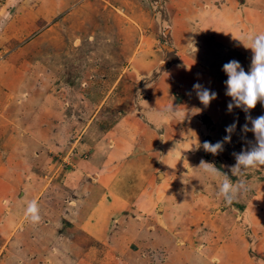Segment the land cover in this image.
Segmentation results:
<instances>
[{"label": "rangeland", "instance_id": "374dc122", "mask_svg": "<svg viewBox=\"0 0 264 264\" xmlns=\"http://www.w3.org/2000/svg\"><path fill=\"white\" fill-rule=\"evenodd\" d=\"M183 2L0 0V264H264V167L232 175L234 154L255 137L242 131L251 128L243 110L228 111L222 71L230 60L250 70L253 53L244 44L264 33V0H190L199 10L180 14ZM226 10L227 21L218 16ZM140 34L149 62L147 53L133 56ZM159 64L171 69L162 80ZM196 83L217 93L206 108ZM159 84L174 98L172 118L161 103L153 106ZM81 91L93 94L91 104L106 99L105 119L91 133L124 135L103 144L89 136L105 155L97 167L114 163L112 176L92 174L86 159L94 149L76 156L71 143L80 134L57 126L47 133L62 115L79 133L93 108L78 104ZM261 115L258 103L251 117ZM233 123L231 142L217 155L198 147L222 140ZM153 124L165 138L142 137L155 134ZM201 161L244 182L231 204L217 195L223 178L197 169Z\"/></svg>", "mask_w": 264, "mask_h": 264}, {"label": "clouds", "instance_id": "9594fccd", "mask_svg": "<svg viewBox=\"0 0 264 264\" xmlns=\"http://www.w3.org/2000/svg\"><path fill=\"white\" fill-rule=\"evenodd\" d=\"M248 43L244 46L253 53L251 66L248 72L242 68L237 60H230L222 67V71L226 74L227 80L224 82L226 86L225 95L231 97L228 103V111L233 108H239L245 112L246 120L251 123V128L246 123L242 131H251L255 137V144L249 150H242L235 153L236 164L231 168L232 175L243 176L248 170L253 168L264 167V115L255 119L251 117V110L255 109L258 103L264 104V33L249 36ZM193 90L201 104L206 107L217 98V93L196 83ZM236 128V123L228 125L225 129L227 135L222 140L212 143L204 141L202 145L205 152L217 155L223 150L225 143L231 142V135ZM205 174L213 178L222 177L217 195L223 197L227 204H231L240 193L244 186L242 180L233 182L227 174L222 173L213 164L201 161L199 168ZM36 205L33 202L29 207V212L33 214V219H38L36 215Z\"/></svg>", "mask_w": 264, "mask_h": 264}, {"label": "crops", "instance_id": "0c3cea01", "mask_svg": "<svg viewBox=\"0 0 264 264\" xmlns=\"http://www.w3.org/2000/svg\"><path fill=\"white\" fill-rule=\"evenodd\" d=\"M185 2H183V3H176V5L181 9V11H180V14H190V13H193V11L196 9V10H199L198 8L200 7V4L199 5H197V4H194V2L191 4V6H187V5H189L190 4V0H184ZM156 3V2H155ZM187 3V4H186ZM208 3H211V0H205V5H210V4H208ZM176 5L174 6L175 8H176ZM192 6H197L198 8H193L192 9ZM211 7V6H210ZM184 8V9H183ZM202 9H203V7H201ZM119 9H121V8H119ZM183 9V10H182ZM189 9V10H188ZM201 9V11L204 13V11ZM175 12H176V10H175ZM177 14V13H176ZM141 15H142V13L140 14V15H138V16H136V13H135V16L134 17H137V18H139V17H141ZM230 15H231V13L228 11V10H226V11H224L222 14H218V16H219V18L220 17H226L225 18V20L227 21L228 19H229V17H230ZM145 17V16H144ZM150 17H152V16H150ZM213 17H216V14H213ZM132 18V17H131ZM130 17H129V19H131ZM146 19H149V21H150V18H148V16H146L145 17ZM153 19H155L156 20V16H154L153 17ZM154 20V21H155ZM215 20H218L217 18L215 19ZM146 21V20H145ZM140 30H141V28H139ZM211 34H212V32H211ZM140 41L137 43V47L135 48V50H134V52H133V56L134 55H136V54H140V53H147L148 55H149V57H148V62L149 61H151V57H152V55H150L151 53H150V50H147V49H143V47L145 46L144 45V43L141 41V38L143 39L144 37H147V36H143V34H140ZM141 44L142 45H144L143 47H141ZM146 44H148V43H146ZM149 46V45H148ZM144 48H146V47H144ZM155 53H156V50H155ZM162 66H161V64H159V69L161 70V69H163V73L161 74L162 76H161V79L160 80H162L165 76H166V74L169 72V71H171V69L168 67V68H161ZM149 69V72L152 74V75H155V76H157V74L158 73H155V71L156 70H154V71H152V69L151 68H148ZM152 71V72H151ZM162 82V81H161ZM85 82L84 81H80V87H81V89H83V87L85 86ZM159 86H160V84L159 85H157L156 86V89L154 90V92H157V94H155L156 96H153V106H155L154 105V102H157V104H158V106L160 107V104L159 103H161V107L159 108V109H165L167 112H169V113H167L166 112V114H167V116L169 117V118H172L176 113H175V106L176 105H174V103H172V102H170L168 99L169 98H172V97H169V98H167V96H166V92H164L162 89H161V87L159 88ZM113 88H114V86H112ZM82 91H84V89L82 90ZM82 91H81V96L77 99V101H78V104H85V106L87 105L88 106V104H91V101H92V97H93V94L92 95H90V93H82ZM158 92H159V94H158ZM150 97H151V95H150ZM158 98H160V100L158 99ZM162 98H164L163 100H161ZM151 100H152V97L150 98ZM172 99H174V98H172ZM76 100V99H75ZM105 100V101H104ZM187 100V99H186ZM70 101V100H69ZM71 102H72V99H71ZM71 102H68V101H65V103H64V110H67L68 109V107L67 106H69V103H70V105H71ZM75 102V101H74ZM106 103V99L104 98V97H102L100 100H98V101H95L93 104H91V106L93 107L92 108V114H89L88 113V110L86 109V114L88 115V117H89V120L87 121V123L86 124H84V126L82 127V129L80 128V130H79V133H76V130H74L73 132H72V130L71 129H69V130H67V126H65V121H63V118H66V115H62L59 119L57 118V117H54V121H53V123H52V126L53 127H51V129L50 130H48L47 131V133L48 132H55V128H56V126L58 127V129H61V127L62 128H65V131L68 133V136H70V137H72L73 135H75V134H80V136H78L77 137V140H75V141H73V143H71V145L73 146V148L74 147H79L80 149L78 150V152H77V154H76V156H78V154L82 151V153L84 152V149H87V150H91V149H94V151H90V153H89V157H87V159L86 160H88V161H90V163H89V167H91V168H89L90 170H91V172L93 171V170H99L100 171V175L102 174H105V175H110V176H112L113 175V173L115 172V169H114V163H111L110 165H102V166H99L98 165V167H97V164H96V161H97V159H98V157L99 158H101V159H103V157L105 156V155H100L99 153H97V148H98V142L96 141V139H89L90 137H92V136H96L97 135V138H99V139H97V140H99V141H101V143L100 144H103V143H105V141H106V139H109V140H113V139H115L117 142L119 141V142H121V136H122V138H124V135L123 134H121V136H120V134H119V131H116V130H114V128H111V129H109V130H106V131H98V132H94V133H91L94 129L92 128L93 127V124L95 123V122H97L98 120H100V119H105V117H104V115L102 114V111H101V107L103 106V104H105ZM187 103H189L190 104V101H187ZM73 104V103H72ZM183 104V102L181 101V103H180V105H182ZM174 111V112H173ZM100 113H101V115H100ZM137 114H139V112H137ZM61 121H63L64 123H62ZM103 120H101V122H102ZM123 121V120H122ZM174 121V120H173ZM155 123V122H154ZM101 124H103V123H101ZM164 125V124H163ZM133 126V125H132ZM138 126V125H137ZM153 126V130H154V132H155V134H153V133H148L147 132V130H143V134H145V135H143L142 137H145V138H147L148 136H151V140H155V141H157L158 139H161V137L162 138H165V132L164 131H162V129H157L158 127H160L161 125H158V124H153L152 125ZM102 128H103V125H98V129L99 130H102ZM131 126H130V124H129V126H126V129L128 130V135H129V133L131 132ZM155 128V129H154ZM142 128H141V125H140V128H139V132H140V130H141ZM152 130V131H153ZM47 133H44V135H47ZM158 133V134H157ZM90 136V137H89ZM141 137V138H142ZM54 138V137H53ZM94 140H95V144H94ZM94 144V145H93ZM163 145V144H162ZM53 147H55V146H53ZM163 148V147H162ZM117 151V150H116ZM92 156H95L94 158H92V160H90L91 159V157ZM86 160H84V161H82V159L80 160V159H78V158H73L72 159V161H73V163H74V161H77V162H79L78 164H79V166H83V167H86V163H87V161ZM77 165V164H76ZM75 165V166H76ZM78 166V165H77ZM76 166V167H77ZM79 166L77 167V168H79ZM99 167L101 168V169H99ZM92 174H94L93 172H92ZM96 175V174H95ZM92 176H94V175H92ZM96 177H98V175H96ZM100 177V176H99ZM22 193L21 192H19L18 193V195H21ZM4 221H6V220H4ZM7 223V222H6ZM6 223H4L3 225H1V228L2 229H4V230H6L7 229V225H6ZM7 238V237H6Z\"/></svg>", "mask_w": 264, "mask_h": 264}, {"label": "trees", "instance_id": "16d2710c", "mask_svg": "<svg viewBox=\"0 0 264 264\" xmlns=\"http://www.w3.org/2000/svg\"><path fill=\"white\" fill-rule=\"evenodd\" d=\"M204 157L206 158V155H204ZM208 157V156H207ZM209 158V157H208ZM218 165V167H217V169L218 170H220L221 172H225L228 176H230V173L229 172H227V171H225V169H223L222 168V166H220L219 164H217ZM230 178V177H229ZM234 179V178H233ZM232 179V180H233Z\"/></svg>", "mask_w": 264, "mask_h": 264}, {"label": "bare ground", "instance_id": "6f19581e", "mask_svg": "<svg viewBox=\"0 0 264 264\" xmlns=\"http://www.w3.org/2000/svg\"><path fill=\"white\" fill-rule=\"evenodd\" d=\"M139 234V233H138Z\"/></svg>", "mask_w": 264, "mask_h": 264}]
</instances>
